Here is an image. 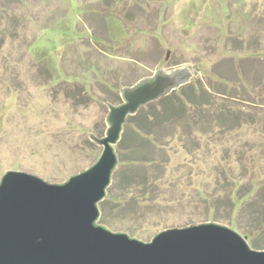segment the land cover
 I'll return each instance as SVG.
<instances>
[{
    "label": "rangeland",
    "instance_id": "rangeland-1",
    "mask_svg": "<svg viewBox=\"0 0 264 264\" xmlns=\"http://www.w3.org/2000/svg\"><path fill=\"white\" fill-rule=\"evenodd\" d=\"M176 68L191 70L214 115L161 130L168 157L139 171L150 198L118 166L110 193L121 199L107 194L98 224L149 242L214 222L264 251V0H0V181L23 171L62 184L87 170L107 104Z\"/></svg>",
    "mask_w": 264,
    "mask_h": 264
},
{
    "label": "water",
    "instance_id": "water-1",
    "mask_svg": "<svg viewBox=\"0 0 264 264\" xmlns=\"http://www.w3.org/2000/svg\"><path fill=\"white\" fill-rule=\"evenodd\" d=\"M192 77L189 68L161 69L122 88V103L107 104L105 136L90 134L103 149L99 159L65 183L23 171L6 173L0 181V264H264V251L214 222L168 228L149 242L98 224L100 203L120 164L116 147L128 118Z\"/></svg>",
    "mask_w": 264,
    "mask_h": 264
},
{
    "label": "trees",
    "instance_id": "trees-1",
    "mask_svg": "<svg viewBox=\"0 0 264 264\" xmlns=\"http://www.w3.org/2000/svg\"><path fill=\"white\" fill-rule=\"evenodd\" d=\"M192 84L193 83H189L183 86L181 89L162 98L157 103L147 105L135 116L128 118L121 141L117 146L120 161L119 166L122 168L120 181L124 186L136 184L139 178L141 179L144 191H147V188L151 187V184L144 179L145 177H139L141 174L139 171H143L145 166L157 165L160 162L158 155L159 157L161 156L162 159L160 163H163L165 158L168 157H165L168 150L161 142L171 139L172 135L161 132V130H164L165 126H179L181 124V126L193 127V125L197 123L195 120L198 116V120L200 121L204 118L209 119L211 118L210 116L214 115L213 113L207 114L205 112L204 108L209 106L211 102L207 97V93H205L206 91L204 92L201 87ZM121 103L122 98L120 97L119 104ZM191 116H193L194 121L191 119ZM223 120L225 121V118H223ZM220 123L223 124V122ZM110 192L111 188L108 190L110 197L109 201L121 199L120 197H114ZM152 193V190L151 193L146 192L145 194L148 195L146 198H150L153 195ZM118 202L122 204V200ZM108 203L107 200L100 203L102 216ZM104 219L105 218H102V220L106 222V219ZM244 234L253 237L250 233L246 232ZM253 246L258 250L261 249L256 246L254 240Z\"/></svg>",
    "mask_w": 264,
    "mask_h": 264
}]
</instances>
